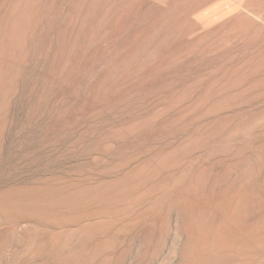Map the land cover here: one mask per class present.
Instances as JSON below:
<instances>
[{
    "label": "rangeland",
    "instance_id": "374dc122",
    "mask_svg": "<svg viewBox=\"0 0 264 264\" xmlns=\"http://www.w3.org/2000/svg\"><path fill=\"white\" fill-rule=\"evenodd\" d=\"M263 232L264 0H0V264H264Z\"/></svg>",
    "mask_w": 264,
    "mask_h": 264
},
{
    "label": "bare ground",
    "instance_id": "6f19581e",
    "mask_svg": "<svg viewBox=\"0 0 264 264\" xmlns=\"http://www.w3.org/2000/svg\"><path fill=\"white\" fill-rule=\"evenodd\" d=\"M260 229V228H259ZM264 233V232H263ZM248 235V234H247ZM252 236V235H251ZM247 240V239H246ZM258 240V239H257ZM250 243V242H249Z\"/></svg>",
    "mask_w": 264,
    "mask_h": 264
}]
</instances>
